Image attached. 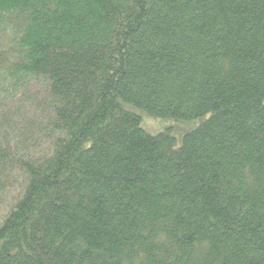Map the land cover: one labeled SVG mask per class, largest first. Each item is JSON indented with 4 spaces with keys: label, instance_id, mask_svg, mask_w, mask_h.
I'll list each match as a JSON object with an SVG mask.
<instances>
[{
    "label": "trees",
    "instance_id": "obj_1",
    "mask_svg": "<svg viewBox=\"0 0 264 264\" xmlns=\"http://www.w3.org/2000/svg\"><path fill=\"white\" fill-rule=\"evenodd\" d=\"M14 184L0 264H264V0H0Z\"/></svg>",
    "mask_w": 264,
    "mask_h": 264
},
{
    "label": "rangeland",
    "instance_id": "obj_2",
    "mask_svg": "<svg viewBox=\"0 0 264 264\" xmlns=\"http://www.w3.org/2000/svg\"><path fill=\"white\" fill-rule=\"evenodd\" d=\"M133 111L140 115L142 119L141 126L145 131L151 134L169 131L171 135L175 137L177 145L181 143V138L185 133L198 127L203 121L208 118V115L192 120H183L176 118H156L139 109H133ZM11 177L14 179L13 175H11ZM14 185L16 187L12 186L8 188L7 190H5V193L2 196V198H4L3 201L6 202V209L0 207V219L8 209L9 205L14 201L17 193V184ZM13 187L15 190L12 189Z\"/></svg>",
    "mask_w": 264,
    "mask_h": 264
}]
</instances>
